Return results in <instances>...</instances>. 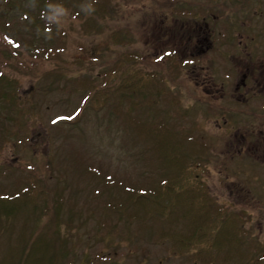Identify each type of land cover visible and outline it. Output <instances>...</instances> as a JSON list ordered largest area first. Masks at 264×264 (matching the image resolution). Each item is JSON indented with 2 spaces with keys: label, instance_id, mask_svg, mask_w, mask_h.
<instances>
[{
  "label": "rangeland",
  "instance_id": "374dc122",
  "mask_svg": "<svg viewBox=\"0 0 264 264\" xmlns=\"http://www.w3.org/2000/svg\"><path fill=\"white\" fill-rule=\"evenodd\" d=\"M14 1L16 7L8 9V0H0V33L7 44L0 43V67L8 80L0 82V196L23 195L11 214L0 215V264L18 260L28 243L30 257L43 256V264L49 256L56 264H264V123L250 115L263 111L257 100L252 109L236 101L233 78L212 82L200 73L193 43L210 17L200 7L203 0H108L113 14L94 28L75 20L74 11L93 4L101 15L103 0H65L52 16L60 24L55 35L25 18L32 2ZM242 2L235 9L243 11ZM218 27L219 50L204 63L219 51L226 54L225 42L242 53L240 39L234 48L230 25L219 20ZM116 30L123 42L109 53L106 41ZM187 30L194 34L189 43ZM59 48L65 50L57 58L64 61L60 68L42 61V50ZM121 53L122 66L132 62L136 68L137 93L118 82L130 70L120 69L118 76L120 66L107 64ZM228 56L216 62H228ZM131 82L129 77L123 83ZM213 83L223 93L216 94ZM121 111L164 117L173 131L189 134L186 140L194 142L183 148L190 145L195 156L201 152L197 174L209 192L206 207L196 202L192 217L180 208L152 218L148 211L154 207L141 199L127 206L124 217L113 210L132 198L122 188L126 182L153 187L152 160L164 154L150 149L153 141L147 143L141 128L124 126ZM30 180L39 191L29 190ZM213 200L219 205L206 217L199 208ZM220 205L240 217L217 236L232 239L218 249L212 229ZM199 227L205 231L185 246Z\"/></svg>",
  "mask_w": 264,
  "mask_h": 264
},
{
  "label": "trees",
  "instance_id": "16d2710c",
  "mask_svg": "<svg viewBox=\"0 0 264 264\" xmlns=\"http://www.w3.org/2000/svg\"><path fill=\"white\" fill-rule=\"evenodd\" d=\"M29 1L32 2L35 8H32L31 11L27 9L24 11L25 18L28 20V22H30L33 26H36L39 29H42L41 27L46 28V30L52 29V33L54 35L57 34V31L60 30V24L58 21L53 20L52 16H55V14L57 13V11L55 13L56 7L57 6L60 7L61 4H64L65 0H29ZM91 1H93V3L95 4H98L99 2V0H91ZM8 4H9L8 9L16 7L14 0H8ZM100 5H101V8L104 9V12L101 15H98V12L95 6L93 4H90V6L85 7L84 12L79 11V10L74 11L75 20L81 21L83 23L82 25H84L85 23H89V25L93 28L95 24L100 25L99 21L102 22V25H103V21H106L107 23L108 22L107 13L112 15L113 14L112 8L109 6L110 4L108 0H103V2ZM56 19H58V17ZM7 24L11 25L10 21L7 22ZM8 28L9 26L7 25L5 27V30L7 31V35L12 37L8 33V30H7ZM122 36L124 37V34L122 33V31L118 32V30L108 35L109 39H111V40L106 41V46H107V50L109 53H112L114 51V49L116 48L115 45H117L118 42L122 44L123 42ZM1 42L7 45L2 37V33H0V43ZM7 42L12 44L15 48L17 47L14 44L15 42L14 40L13 42H10V38H9V41L7 40ZM42 51H43L42 52L43 55L41 54L40 57L43 59L42 60L43 62H44V57H45L47 58L46 62L48 61L47 62L48 64H57L58 68H60V66L64 63L63 60L57 59L59 54L65 52L64 49H60V48L54 49V50L47 49V50H42ZM36 53H40V52L36 51ZM51 53L54 54V57L51 56ZM123 55L124 53H121L120 56L116 58L115 62L110 61V62H107V64H113V65L116 64V69H117V65L120 66V68L117 71L118 73L116 72L118 76H119L120 69H121V73L124 71L130 70L126 72L125 74L126 76L123 75L122 79H119L118 82L120 83V86L124 88H129V89L133 88L136 91L135 89L136 84L134 85L135 82L133 83L134 78L136 77L134 76L136 73V68L134 70V64L132 62H126L122 66L121 60L123 59ZM118 60H120L119 63H118ZM52 69H56V68L53 67ZM59 70L62 74V72H64V67H62ZM71 72H75V71H70L69 73ZM66 73L67 72H64V74ZM6 75H7L6 72L3 71L0 67V82L7 80ZM129 77L131 78L132 82H131V85H129V87H126L123 82L125 80H128ZM139 80L143 81L142 77ZM90 86L93 87L94 85L89 84V87ZM136 102L137 101H135L134 104ZM135 106L136 107L140 106V104L139 105L135 104ZM132 107L131 109H133ZM121 113H122L121 117L123 119L124 126L137 127L139 129L141 128L143 135H145L146 140H148L147 143H149V141H153L151 142L150 149H152L153 147L155 149L157 148L164 154H161L160 156L158 155L159 157L156 156L155 157L156 161L152 160L150 156V159L152 160L154 164V171L157 172L156 174L157 179L154 185L152 184L153 187H150V188L139 187L138 188V185H135V184L132 185V183L127 184L126 182L125 185H122L123 186L122 188L126 192L127 197L129 196L132 198H123L122 200H120L122 202L119 205H113V210H117L119 214L122 217H124L127 206L130 203L136 204V202L138 201L141 202V199H143L144 204L150 202L151 205L154 207L152 211H148L149 214H154L152 218L167 217L171 213L175 214L174 211L180 208H184L187 212L184 217H192L194 215L193 209L197 206L196 202H199L201 204V208L206 207L205 203L207 200V194L209 192L206 189V186L203 184V180L201 179L200 174L199 175L197 174V170L199 167H201V164H202L201 162H199V159H201L202 157L201 152L199 151L200 154L198 152V155L195 156L194 154L192 155V151H190V145L189 146L186 145V147L188 148V151H186L183 148V145L186 144V142L191 143V144H193L194 142L193 139H191V141L186 140L189 137V134L184 133L181 135V133L178 134L177 132L173 131L172 130L173 127L171 128V126L169 125V122L166 121L164 117H158V118L153 117L151 119H154V120H150L147 118V115H146V119H144L143 117L138 116V115L131 116V115H128V113L127 114L123 113L122 111ZM30 182L33 188L30 186L29 190L31 189L34 192L39 191V186H40L39 183L35 182L34 180H30ZM22 195L23 194H20L19 196L16 195L17 197L10 196V195L0 196V215L7 216V214H11V211L14 208L12 204L16 200H18ZM202 198H204L203 201H202ZM214 202L215 203L213 205L209 203L206 209L202 210L201 208H199V211H202L204 216L209 214L206 217H210L211 213L210 211H208L210 207H213L214 205L216 206V204L219 205L216 201ZM222 206L223 205H220V207L217 208L220 214H219V217L216 219L214 227L212 229L213 235H214L213 237L214 244L218 247V249L224 246L223 242L231 243L228 240H232V239L230 238L228 239L224 236H222V239H220V237H217V236H221V234L226 233L227 222L231 221L232 223H234L235 221L239 220L236 216L240 217V214L238 212L233 211V210L230 211L227 208H223ZM203 215L200 214V217H203ZM136 217L139 218L138 215H136ZM136 217L131 218L130 221L133 219H136ZM200 229L202 230V232L205 231V229L203 230L202 227L197 228L195 233L192 234L193 238L189 240L188 242H186L185 246H191L193 244V239L198 238V231ZM38 243H40V241ZM34 244H36L35 241H34ZM28 245L29 243L23 247L24 252L20 256V258L18 260H15V258H18V257L13 258L11 261H9V264H15V262H17L16 264H43L45 263L43 256L36 257L35 259H32L30 257L31 254L30 252L28 253ZM51 245L56 246L54 242ZM36 248H38L37 244L35 245L34 249ZM48 259L49 260L46 261V264H56L54 257L49 256ZM4 263H7V262H4Z\"/></svg>",
  "mask_w": 264,
  "mask_h": 264
},
{
  "label": "flooded vegetation",
  "instance_id": "af4514ba",
  "mask_svg": "<svg viewBox=\"0 0 264 264\" xmlns=\"http://www.w3.org/2000/svg\"><path fill=\"white\" fill-rule=\"evenodd\" d=\"M236 1L203 0L201 2L200 7H202L203 12L207 16L212 18V21L208 22L207 19L210 17H206L207 19L202 22L203 25L196 31V42L193 45L198 50L196 58L199 57L201 61V65L198 63L197 67L201 74L203 71L206 72L205 78L208 81H225L233 78L236 82L233 91L236 101L243 103L245 108L249 109H252L250 107L254 105L252 101H259V108L263 111V115L259 116L252 111L250 115L254 114L264 123V0H243L244 3L238 0V2L243 3L240 8L245 6L243 11L235 9ZM224 14L226 15L225 17ZM219 20H222L226 25H230V28L233 29V35H230L233 41L240 39L238 45H242V53L233 50L232 41L225 42L227 53H220L219 51L218 57L229 55L228 62H216L217 57L210 62L204 63L205 58L219 50L220 45L216 41L219 34L218 29H221V27H218ZM240 24L248 31L250 30V33L237 32L242 29L237 27ZM186 32V42L189 43L194 34L192 31L188 32L187 30ZM213 88L216 94L224 91L222 86L219 88L214 83ZM260 133L264 138V131L261 130Z\"/></svg>",
  "mask_w": 264,
  "mask_h": 264
}]
</instances>
